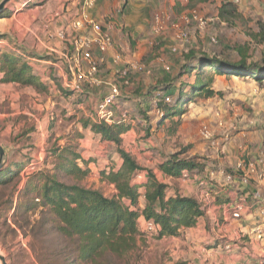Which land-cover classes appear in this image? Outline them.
<instances>
[{
	"label": "rangeland",
	"instance_id": "374dc122",
	"mask_svg": "<svg viewBox=\"0 0 264 264\" xmlns=\"http://www.w3.org/2000/svg\"><path fill=\"white\" fill-rule=\"evenodd\" d=\"M107 1L105 17L94 22L105 31L114 27L112 51L120 56L121 64L110 69L106 68L105 61L100 64L102 84L98 88L75 82L69 68L63 84L57 69L23 56L40 60L38 56L42 54L29 50L23 44L24 39L0 36V41H4L0 53L22 58L34 72L41 74V81L48 86L47 91L41 92L32 87L0 83V144L7 155V166L3 171L11 168L18 173L12 183L0 187V254L6 257L8 264H86L78 259L76 243L58 232L57 224L47 209L38 205V193L32 191L34 186L42 183L38 175L52 173L58 164L56 155L63 149L80 156L77 163L82 169L91 163L92 171L78 182L63 178L56 172L59 181L98 190L106 197H111L112 189L100 179L98 168L118 167L121 161L117 151L123 150L131 154L140 167L152 171L160 181L168 184L170 189L185 197L197 194V201L207 207L215 203L214 199L221 205L230 204V198H224L226 194L221 197L224 201L215 194L223 189L216 177L221 171L224 179L231 176L235 183L225 187L234 201L244 191L251 197L257 192L259 205H264V186L256 179L262 170L258 167L259 161L264 160V138L259 129H256V135L262 138L259 143L250 144L248 138L242 136V133L250 131L246 128L250 121L264 116V113L258 115L264 111V86L260 87L250 78L218 76L207 71L201 80L210 79L211 88L217 95L208 100L194 98L182 107L185 108L184 115L164 121L157 108L159 101L156 96L161 93L154 97L149 95L151 88L162 80L166 72L172 78H178V82H195L194 71L179 75L186 66L184 57L189 52L208 56L218 54L236 63L239 59L236 48L246 45L248 62L264 59V0ZM38 3L30 2L26 7L19 5L18 8L27 11ZM225 3H233L237 12L225 15L222 20L218 10ZM66 4L65 0H47L43 5L51 11L60 7V12L65 14ZM9 8L11 10V5ZM8 14L9 11L4 15ZM156 15L162 17L158 33L153 32ZM193 16L203 20L204 26L200 27ZM84 31L88 33L89 28ZM115 35L117 38L113 40ZM250 37L255 39L252 41ZM55 62L61 65L60 60ZM129 64H137L144 70L130 72L127 77L129 85L120 87L114 110L116 120L123 122L126 131L120 135V142L116 145L103 141L100 135L95 137L97 133L92 126L98 123L96 108L99 99L110 84L121 81L118 72ZM166 67L168 71H165ZM49 68L56 81L47 78ZM169 99L168 103L164 101L166 106L174 104V99ZM144 104L148 105V111L143 110ZM204 130L209 131V139L203 137ZM86 138L93 145L96 143L98 148L90 157L85 153V147L79 148ZM172 155L195 157L207 170L195 175L184 172L181 179H169L157 166ZM16 165L18 167L13 168ZM250 166L255 168L254 173H249ZM31 168L33 171L29 172ZM244 178L247 180L245 185L242 184ZM200 191H203V196L199 195ZM206 193L209 196L206 197ZM219 218L216 219L218 227L222 224ZM218 229L215 227L213 232L206 229L207 237L215 238ZM188 232L176 238L184 244H174L170 240L158 243L145 235L137 238L135 249L122 258L103 257L88 264H196L192 255H186V251L197 253L192 250V245L188 249L187 240H191ZM199 234L196 233V237Z\"/></svg>",
	"mask_w": 264,
	"mask_h": 264
},
{
	"label": "trees",
	"instance_id": "16d2710c",
	"mask_svg": "<svg viewBox=\"0 0 264 264\" xmlns=\"http://www.w3.org/2000/svg\"><path fill=\"white\" fill-rule=\"evenodd\" d=\"M236 12L233 3H225L218 10V15L223 20L225 15ZM253 39L255 37L251 38L252 41ZM94 50L95 48H91L92 52ZM236 52L239 56L236 63L218 54L208 56L204 53L195 55L189 52L184 57L186 66L179 75L194 71L196 80L193 84L178 82V78H172L168 72L164 73L162 80L149 92L153 97L155 92L161 93L156 97L159 101L157 108L161 111L163 121L184 115L185 108L182 107L194 98L208 100L217 95L211 88L210 79L201 80L207 71H212L218 76L250 78L263 87L264 59L248 62L246 45L236 48ZM0 74L1 84L32 87L41 92L47 91L48 88L22 58H16L13 54L0 53ZM50 79L56 81L52 76ZM166 97L174 99L172 106H166ZM78 102L82 103L80 100ZM92 129L103 141L116 145L120 142V135L126 131L122 121H115L110 125L95 123ZM117 153L120 165L99 171L100 179L114 186L116 194L112 197H106L98 190L76 183L66 184L59 181L56 172L63 178L76 182L83 180L90 173L87 166L82 169L78 165L79 155L64 149L56 155L58 164L54 166L52 173L38 175L42 178V183L40 186H34L32 190L38 193V205L47 209V213L57 224L58 232L76 243L78 259L86 264L96 263V260L103 257L122 258L135 249L137 238L145 235L155 241L179 238L184 230L194 228L198 220L206 216L205 208L196 199L183 197L177 192L168 196V186L160 182L152 171L140 167L128 152L118 150ZM17 167L18 165L13 168ZM157 169L168 178L181 179L184 172L187 175H195L205 171L206 166L199 163L195 157L178 158L177 155H172L158 164ZM140 172L145 173L144 179L136 182L135 176ZM17 175V170L11 168L0 172V187L12 183ZM140 219L151 223L154 229L149 232L142 230Z\"/></svg>",
	"mask_w": 264,
	"mask_h": 264
},
{
	"label": "crops",
	"instance_id": "0c3cea01",
	"mask_svg": "<svg viewBox=\"0 0 264 264\" xmlns=\"http://www.w3.org/2000/svg\"><path fill=\"white\" fill-rule=\"evenodd\" d=\"M17 1H20L19 5L21 7H26V4L33 2L37 3L35 7L33 6L30 10H23L18 8ZM15 0V2L11 5V10H9V16L3 15L0 17V36H10L12 38L18 37L19 40L24 39L23 44L28 47L29 50H34L36 52H41L42 54L38 57L41 58L40 60H36L30 57H26L28 60L35 62L37 64L48 65L50 68L54 67L60 73L59 77L63 84L66 80V74L68 73V69H74V61L71 60L73 54V47L70 46L68 42L61 41L57 34L65 29L70 22L72 21L71 16H73L74 12L77 11L79 0H65L68 2L66 4V13L63 14L61 8L59 7L57 10H50L46 9L43 4L47 0ZM111 1V0H109ZM106 3L107 0H95L94 5L87 9L85 14L91 19L102 21L105 17V13H107ZM40 4V5H39ZM130 16V15H129ZM128 22L130 20H127ZM108 32L110 33L111 37L114 32V27H108ZM116 35L114 36L113 40H116ZM115 45L116 42L114 41ZM94 53L95 50H94ZM98 53L94 54V57L97 58ZM117 55L114 50L109 53V56L105 58L106 68L110 69L111 66L115 67L116 64L113 63V57ZM70 59V60H69ZM60 60L61 65H58L55 61ZM104 64V63H103ZM112 64V65H111ZM49 68V69H50ZM121 69V68H120ZM33 71V70H32ZM33 73L41 76L40 73ZM47 78L50 79L52 75L51 69L47 73ZM99 79L101 80V76L99 74ZM73 84V83H72ZM87 85V84H86ZM158 92H155V95ZM261 101V100H260ZM143 110L148 111V105H143ZM263 114V112L258 113ZM255 120V119H254ZM249 128L250 131L247 133H242V136L247 137L250 144L259 143L262 138H259L256 129L261 130L260 135L264 133V116L257 118V120L250 121V125L246 126ZM91 133H88L90 135ZM99 134H96L95 137H98ZM86 142L84 144L79 145V148L85 147V153H87L90 157L93 155L92 152L96 151L97 144L94 145L91 143L89 138H86ZM95 141V140H94ZM81 142V141H80ZM84 159V158H83ZM244 162V161H243ZM91 163H88L87 168L92 171ZM238 167V165H237ZM109 169V167L98 168V170ZM207 169H205L206 171ZM261 173V172H260ZM136 182H140L144 179V175H137ZM217 180L220 181L221 186L223 189L220 192L215 193L218 197H220V201H224L221 199L222 195L230 198L229 202L234 201L233 198L230 197V193L226 190V186L229 184H235L234 181L227 183L224 179L223 171L216 174ZM254 179V177H251ZM158 179V178H157ZM172 179V178H169ZM258 183L261 186H264V179L261 180L259 176L256 177ZM159 180V179H158ZM173 180V179H172ZM160 181V180H159ZM165 184L164 181H160ZM105 183H102L104 185ZM111 190L110 196H114L116 194V190L114 186L107 184ZM168 186V184H165ZM245 185V184H244ZM248 188V187H247ZM176 191L170 189L168 186L167 195L173 196ZM203 191H200V196H203ZM245 193L242 192V194ZM254 193V192H253ZM258 195L257 192H255ZM180 195V193H178ZM195 197L189 196V198H194L198 196L195 194ZM209 194L206 193V197ZM249 198L251 196L248 194ZM185 197V196H183ZM237 198V197H235ZM217 199V198H216ZM141 200V199H140ZM197 200V199H196ZM236 200V199H235ZM215 203H211V206L207 207L203 205L206 210L205 218H201L198 220L196 226L192 229L184 230L183 233L189 231L187 234L191 238L190 241L187 240L188 249L192 245V250L195 251V255L191 254L190 252L186 251L187 256L192 255L193 262L202 263L208 262L207 264H264V243H258L257 239L253 235V230L256 228L258 222L256 219H252L251 216H246L243 219L235 220L232 219L229 214L225 212L226 205H221L219 200H215ZM228 202V203H229ZM250 203V202H249ZM141 206V203H140ZM217 217L219 221L222 222L220 227L216 223ZM257 222V223H256ZM140 226L142 228L145 225V221L140 219L139 221ZM256 223V224H255ZM219 228L217 232L214 234L216 237H207L206 229H211L212 232L214 229ZM202 229V232L199 231ZM199 236L196 237V233H199ZM202 233V234H201ZM170 240V242L174 244H182L183 242L178 241L176 238H167L159 241L158 243L165 242ZM220 243H217V242ZM223 241V242H222ZM202 243H204L202 245ZM184 244V243H183ZM200 245V246H199ZM202 245V246H201ZM228 247V250H226ZM194 257V258H193ZM263 258V260H262Z\"/></svg>",
	"mask_w": 264,
	"mask_h": 264
},
{
	"label": "built area",
	"instance_id": "2783aa9c",
	"mask_svg": "<svg viewBox=\"0 0 264 264\" xmlns=\"http://www.w3.org/2000/svg\"><path fill=\"white\" fill-rule=\"evenodd\" d=\"M111 1L116 3H123L126 0ZM94 3L95 0H81V4L79 3L77 11L74 12L73 16H71L72 21L65 29L61 30L57 34V37L63 42H68L70 46L73 47L71 60L74 61L75 68L71 70L69 69V72L72 76H74V81L83 82L90 87L98 88L102 84L101 80L99 79V66L105 61V57L109 56V53L113 49V43L108 30L103 31L99 24L91 20L85 14L86 10L90 9L94 5ZM193 17L195 20H197L200 27L204 26L203 20L198 19L195 16ZM161 19L162 17L159 15H156L154 17V33H158L161 30ZM88 28L89 32L85 33L84 30ZM3 45L4 41H0V46ZM91 48H95V51L98 53V55H100V57L95 58L94 52L91 51ZM113 63L116 65L121 64V58L119 55H115L113 57ZM164 69L165 71H168L167 67ZM143 70V67L137 64H129L119 70L118 79L121 80V82L119 81L116 84H110L108 86L107 92L103 94L98 101L96 108V117L98 119V123L110 125L111 123L117 121L114 107L118 102V97L120 96V87L129 85L127 77L130 72L138 73L142 72ZM69 86L70 85H67V87ZM169 100V97H166L164 99L166 103H168ZM122 117L125 118L124 116ZM203 137L205 139H209V131L204 130ZM258 167L262 168L259 177L261 180H263L264 160L259 161ZM28 171H33V168L29 169ZM248 171L249 173H254L255 168L253 166H250ZM26 175H28V173ZM225 181L227 183L232 182L231 176H225ZM246 183V178L242 179V184ZM249 200L250 198L248 194L243 193L237 201L230 202V204L225 209V212L235 220L243 219L246 216H251L252 219H256L258 224L253 230V235L255 236L257 241L264 242V205H259L258 200L260 201V199H257V195L252 196L251 200ZM249 202H251V204H249ZM153 229L154 227L151 223L145 222V225L143 227V230L145 232H149ZM226 250H228V247H226Z\"/></svg>",
	"mask_w": 264,
	"mask_h": 264
},
{
	"label": "water",
	"instance_id": "95a60500",
	"mask_svg": "<svg viewBox=\"0 0 264 264\" xmlns=\"http://www.w3.org/2000/svg\"><path fill=\"white\" fill-rule=\"evenodd\" d=\"M15 2V0H1L0 1V17L6 14L10 8L9 6L12 5ZM6 150L5 148L0 144V172H2L6 166ZM0 264H8L6 257L0 254Z\"/></svg>",
	"mask_w": 264,
	"mask_h": 264
}]
</instances>
